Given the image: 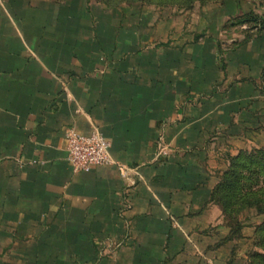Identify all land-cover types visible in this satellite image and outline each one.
Returning a JSON list of instances; mask_svg holds the SVG:
<instances>
[{"label":"crops","instance_id":"obj_1","mask_svg":"<svg viewBox=\"0 0 264 264\" xmlns=\"http://www.w3.org/2000/svg\"><path fill=\"white\" fill-rule=\"evenodd\" d=\"M37 1L0 0V264H228L205 234L208 154L264 123V31L229 47L144 12ZM94 127L135 186L72 170L66 131Z\"/></svg>","mask_w":264,"mask_h":264},{"label":"rangeland","instance_id":"obj_2","mask_svg":"<svg viewBox=\"0 0 264 264\" xmlns=\"http://www.w3.org/2000/svg\"><path fill=\"white\" fill-rule=\"evenodd\" d=\"M39 1H51L60 5L72 0L37 2ZM84 1L89 5L114 6L116 9L126 10V13H148L153 15V19L158 23L174 27L175 34L182 39L212 38L219 41V44L221 41L228 42L229 47H232L233 40L246 41L264 31V0ZM254 19L257 22L253 21ZM252 126L254 128L245 124L236 134L216 141V145L208 154L212 155L208 167L212 170L213 187L208 202L212 206V217L216 224L205 228V234L213 236L215 245L228 250V264H232L233 260L236 262L234 264H264V211L261 212L256 206L244 202L231 207L226 213L223 208L225 194L216 197L212 195L213 191L224 183L225 175L232 170L234 158L264 150V123Z\"/></svg>","mask_w":264,"mask_h":264},{"label":"trees","instance_id":"obj_3","mask_svg":"<svg viewBox=\"0 0 264 264\" xmlns=\"http://www.w3.org/2000/svg\"><path fill=\"white\" fill-rule=\"evenodd\" d=\"M105 7L114 8L107 5ZM253 21L257 22L256 19ZM222 193L225 194L223 208L226 213L231 207L244 202L264 211V150L233 159L232 170L225 175L224 183L212 195L216 197Z\"/></svg>","mask_w":264,"mask_h":264},{"label":"built area","instance_id":"obj_4","mask_svg":"<svg viewBox=\"0 0 264 264\" xmlns=\"http://www.w3.org/2000/svg\"><path fill=\"white\" fill-rule=\"evenodd\" d=\"M65 140L67 161L74 172H89L96 168L112 166L130 187L138 183L140 177L135 169L112 158L111 144L98 127H94L89 135H83L73 128L68 129Z\"/></svg>","mask_w":264,"mask_h":264}]
</instances>
